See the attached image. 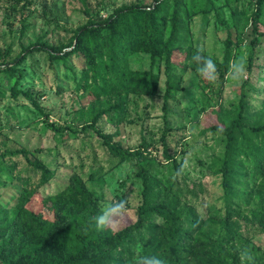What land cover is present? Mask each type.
<instances>
[{"label": "trees", "instance_id": "obj_1", "mask_svg": "<svg viewBox=\"0 0 264 264\" xmlns=\"http://www.w3.org/2000/svg\"><path fill=\"white\" fill-rule=\"evenodd\" d=\"M34 1L24 0L19 8L22 32L28 17L25 11ZM88 1L81 0L86 21L72 30L67 42L55 44L38 38L12 57L10 46L0 49V73L12 79L10 95L14 99L22 95L44 116L53 135L64 137L68 130L67 135L76 137L81 131L87 132L117 158L116 166L135 160L140 184L135 220L113 231L109 227L97 229L95 217L102 207L95 184L101 187L103 180L95 172H90L87 180L72 172L67 183L56 191L63 219L43 215L32 204L47 197L40 190L54 178L55 171L36 157L40 150H4L1 156L20 154L39 174L34 181L13 173V164L7 166L10 181H17L18 187L12 206L0 205V264H137L133 257L137 243L144 257H157L164 264H245L234 243L222 237L241 236L243 228L255 225L264 232V96L260 108L250 110L245 80L237 102L231 103L232 113L224 114L218 105L235 49L246 40V68H252L255 46L264 36V0H131L105 16L100 9L94 11ZM197 15H212L215 30L224 33L220 59L194 45L190 26ZM33 50L46 52L51 66L62 65L68 71L64 75L80 92V99L88 98L77 110L73 124L49 121L38 102L41 92L19 86L23 78L20 65ZM198 51L215 63L214 78L211 72L201 75L197 71L200 65L193 57ZM136 53L149 57L147 69L132 66L131 58ZM73 55L82 57L79 71L72 66ZM187 70L201 79V108L209 101L215 104L210 107L217 117L204 127V132L217 133L223 143L221 154L213 156L207 165L211 174L220 177L222 214L208 207L201 214L187 198V193L195 192L180 188L175 178L159 175L144 136L136 148L116 139L121 126L132 122L131 113H138L140 100L158 95L163 79V130L159 141L164 159L176 176L181 175L180 162L168 151L167 136L172 129L167 113L170 100L183 89L182 76ZM103 119L115 125V132L99 126ZM80 142L85 144V140ZM262 259L257 256L252 264H264Z\"/></svg>", "mask_w": 264, "mask_h": 264}, {"label": "rangeland", "instance_id": "obj_2", "mask_svg": "<svg viewBox=\"0 0 264 264\" xmlns=\"http://www.w3.org/2000/svg\"><path fill=\"white\" fill-rule=\"evenodd\" d=\"M130 1L89 0L88 2L94 11L100 9L101 14L105 16L114 7ZM23 2L24 0L19 3H16V0H0V49L4 51L10 46L11 57L21 52L24 46L33 44L38 38L55 44L65 43L69 40L72 30L86 21L81 0H35L25 11L28 17L26 28L22 32L20 23L22 15L19 8ZM142 2L149 3L150 0H142ZM190 27L194 45L220 59V40L224 37V33L215 30L212 15L195 16ZM247 42L246 40L235 49L225 76L224 89L218 105L224 114L233 112L231 103L237 102L240 86L245 80V99L250 110H257L261 106L264 96L262 91L264 36L255 46L254 61L250 71L246 68ZM71 62L75 70L79 71L82 57L73 55ZM131 64L134 68L147 69L149 57L136 53L131 58ZM239 64H243L242 74L237 67ZM20 68L23 78L19 86L41 92L38 102L48 113L49 121H56L61 125L73 124L77 110L81 104H86L88 98L80 99V92L76 91L73 81L69 76L64 75L68 71L58 63H53L51 66L46 52L42 50L31 51ZM200 81L199 76L187 70L182 76L183 89L178 91L169 102L167 118L172 130L167 136L168 151L180 162L181 175L176 176L170 167V162L164 159L159 141L163 130V79L159 84L158 95L153 98L143 97L140 100L138 113H131L132 122L121 126L116 139H121L125 146L136 148L144 136L149 144L147 150L157 161L156 169L159 175L175 178L180 188L187 187L195 192V195L187 193V198L201 214H204L206 207L213 213L222 214L224 209L220 177L211 174L207 170V165L213 156L221 154L223 143L217 133L210 130L204 132V127L213 122L217 114L215 109L212 111L210 107L215 105L213 101H209L204 109L201 108L198 100L202 88ZM11 83L12 79L0 73V205L3 208L12 206V199L15 198L18 187L17 181H10L11 173L7 166L14 165L13 173L19 172L34 181L38 178L39 173L27 164L22 155L1 156L4 150L25 147L32 151L40 150L35 153L36 157L56 173L54 178L40 190L47 197L42 201L33 202L32 207L35 210L50 218L63 219L61 204L54 196L56 191L67 183L72 172H78L84 180H87L90 172H95V176L103 180L101 187L94 183L101 197L102 208L113 201L127 200V212L109 227V231L134 221L135 207L140 202V184L135 174V160L123 161L116 166L117 158L110 155L95 135L91 136L87 132L81 131L76 137L67 135L70 134L68 130L65 131L64 137L53 135L45 125L44 116L22 95L17 99L10 95ZM145 103L147 106H144ZM99 126L104 131L115 132L116 128L105 119L99 122ZM81 140H85V144H82ZM242 230L241 236L231 239L224 234L222 238L234 243L241 263H255L257 256L263 257L264 261V232L256 225ZM144 256L142 246L137 243L134 259Z\"/></svg>", "mask_w": 264, "mask_h": 264}, {"label": "clouds", "instance_id": "obj_3", "mask_svg": "<svg viewBox=\"0 0 264 264\" xmlns=\"http://www.w3.org/2000/svg\"><path fill=\"white\" fill-rule=\"evenodd\" d=\"M194 61L200 65L197 71L201 75H206L207 73H213V78L215 74V63L211 58H203L198 51L193 57ZM241 74L243 73V64L237 66ZM127 212V200L122 199L118 201H113L112 203L106 204L101 211V214L95 217L97 229L103 230L104 228L113 226L118 222V218L125 215ZM251 259V257H249ZM137 264H164L162 260L157 257H139L137 259Z\"/></svg>", "mask_w": 264, "mask_h": 264}]
</instances>
